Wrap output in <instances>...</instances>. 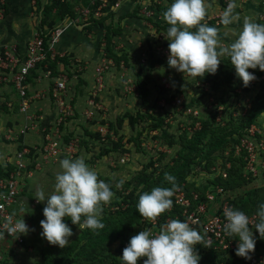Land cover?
I'll use <instances>...</instances> for the list:
<instances>
[{
    "label": "crops",
    "instance_id": "1",
    "mask_svg": "<svg viewBox=\"0 0 264 264\" xmlns=\"http://www.w3.org/2000/svg\"><path fill=\"white\" fill-rule=\"evenodd\" d=\"M151 1L163 10H158L156 5L149 7L144 4L137 5L132 0H120L110 10L112 16L102 21V27L93 22L84 27L65 26L59 39L52 46L56 56L62 55L64 56L62 58H65L64 63L55 60L54 70L55 73L61 70L68 72V99L73 109V116L59 127L60 136L64 140L75 139L76 146L71 159L84 158L86 164L97 172L98 179L106 182L112 179L122 182L129 180L128 171L134 172L135 165L126 162L133 158L138 148L134 143L136 136L142 132L140 124L151 122L143 118L137 120L131 127L127 124V119L123 118L124 114L134 117L136 113H144V103L147 107L153 106V110L147 111L150 117L160 118L162 123H166L167 119L163 117L167 113L173 114L174 110L170 107V103L165 101L173 94L169 90L171 83L177 82L176 88L180 85L183 87L184 83L188 85L183 94L184 102L197 97V92L201 91L195 78L189 76L183 79L184 83H181L178 74L182 73L170 68L158 51L161 47L168 51V41L164 36L169 25L164 21L162 13L173 3V0ZM238 1L243 9L246 8L247 14L259 13L256 8L259 5L256 3L257 0ZM222 2L225 4L223 7L227 9L231 0H222ZM207 3L209 7L205 22L219 29L220 40L227 38V34L233 32V24L223 25L226 29L218 27L219 24L222 25L221 19L225 10L220 6V0H207ZM32 4H34L32 0H0V52L11 47L19 54H23L26 42L38 31ZM142 7L149 12L148 17L140 14ZM131 13L134 16L128 17L127 15ZM106 26L113 30L118 29L119 32L112 35L105 31ZM105 34L109 36L108 46L111 53L125 57L126 64L123 67L113 64L105 55L102 56L101 44H105ZM73 61H77L79 66L73 67ZM106 62L110 65L102 70L101 88L93 98L91 94L97 85L95 81L97 69ZM137 77L144 83L145 95L142 98L139 97L135 84ZM162 80L166 81L167 88L163 86ZM48 83L49 80L42 76L40 71L30 75L27 81V95L31 97L28 113L39 118V129L29 131L20 137L14 135L15 139L9 141L3 138L6 130L16 132L23 124V118L16 112L17 100L14 92L9 86H0V108L3 109H0V168L6 166L7 160L12 157L18 146L40 145L42 143L40 129L54 125L56 110L50 99L33 97L36 93H45ZM91 99L100 105L101 110L93 111L91 117L85 119L82 114L89 108L87 102ZM8 101L12 102V107L9 109L5 105ZM175 112L178 113L179 110L175 109ZM155 113L160 115L157 116ZM174 116L177 117L175 114ZM117 118L122 119L119 126L115 123ZM158 131L159 129L150 127L149 133L156 134ZM149 141L154 143L152 139ZM113 143L117 144V148L111 150ZM137 153L145 154L147 158L150 152L140 148ZM115 156L117 162L113 161ZM62 159L64 158L58 157L55 161L43 164L37 170L28 168L31 175L24 178L20 185V216L32 231L38 229L39 224L35 222H40L44 218L43 208L46 204L45 201L33 206L36 193L41 188L48 192L53 190L55 174L59 171L58 162ZM127 167L130 169L126 170ZM132 229L136 230L135 227Z\"/></svg>",
    "mask_w": 264,
    "mask_h": 264
},
{
    "label": "clouds",
    "instance_id": "2",
    "mask_svg": "<svg viewBox=\"0 0 264 264\" xmlns=\"http://www.w3.org/2000/svg\"><path fill=\"white\" fill-rule=\"evenodd\" d=\"M208 7L207 0H173L162 13L169 25L164 36L168 41V66L192 78H203L206 74L214 75L222 58L228 57L236 76L247 87L256 80L249 69L258 68L264 72V24L245 17L236 39L223 44L219 29L205 22ZM236 7L233 0L224 10L222 25L239 22L240 16L234 11ZM58 163L53 190L39 189L36 201H46L44 219L40 221L42 238L50 245L64 248L69 245V237L74 235L65 220L70 219L81 229H103V206L111 202L114 193L108 183L98 179L97 172L84 158H64ZM164 179L170 187H154L139 194L136 210L145 220L155 221L173 206L172 197L178 184L171 174L166 173ZM14 215L7 217L4 226L7 233L27 235L30 229L23 217L14 221ZM256 216L258 219L253 222L239 209L227 207L224 210L227 221L224 230L238 241L235 255L246 260L251 259L255 250L254 232L264 237V204L258 206ZM0 238H4L3 234ZM203 243L204 236L189 223L172 219L155 233L145 228L132 236L120 259L124 264H138L141 259L143 264H199L200 256L195 246Z\"/></svg>",
    "mask_w": 264,
    "mask_h": 264
},
{
    "label": "built area",
    "instance_id": "3",
    "mask_svg": "<svg viewBox=\"0 0 264 264\" xmlns=\"http://www.w3.org/2000/svg\"><path fill=\"white\" fill-rule=\"evenodd\" d=\"M110 1L111 0H89V8L79 9L74 12L72 17L66 16L62 24L50 30L42 27L40 31H37V33L26 42L22 55L11 47L5 48L0 52V86H9L14 92L17 100L15 104L16 112L23 118V124L17 131L13 133L8 129L3 138L8 141L14 140V135L20 137L29 131L39 129V118L34 114L28 113L31 97L27 95V81L32 73L40 71L42 76L49 80L45 93H36L33 97L35 99L42 97L49 98L56 110L54 125L40 129L42 133V143L38 146L31 147L18 146L12 157L6 162L9 169L4 170L0 175V234H3L4 237L0 238V264L4 260L3 253L9 247H20L24 241L23 235L18 236L19 233L8 234L4 226L9 215L15 214L14 221L21 219L19 211L21 208V193L19 188L23 179L31 175V171L28 170V168L37 170L43 164L55 161L58 157L71 159L76 146L75 139L64 140L59 133V127L73 116V109L70 104V99H68V72L61 70L55 75H52L48 68V62L55 61L56 57H64L62 55L56 56L52 51V46L59 39L62 29L65 26L80 25L84 27L92 23L90 22L91 19L96 20L105 17L107 12L105 9L108 8L111 10L113 7L110 6ZM118 1L120 0H116V3ZM132 1L137 5L144 4L149 5V7L152 5L151 0ZM140 14L143 17L149 16V12L146 11L145 7L140 9ZM101 49L103 50V46ZM158 51L165 63H167L169 56L168 51L163 50V47L159 48ZM72 64L73 67L79 66L77 61H73ZM109 65L110 63L108 62L102 63L97 69L95 80L97 85L91 97L94 98L100 91V74L102 70L106 69ZM119 65L123 67L122 62H120ZM259 80L260 79L256 78L250 85L257 88ZM162 84L164 87H168L165 80H162ZM209 101L211 102L210 106H215L211 112L213 122L219 127H222L226 120V108L224 105L216 104L212 99H209ZM87 104L89 108L82 114L85 119H89L93 111L96 112L101 110L100 105L92 99L88 100ZM182 104L183 101L181 97L175 98L172 103L179 112L190 114L192 118L197 119L198 111L195 108L183 109ZM5 105L9 109L12 107V102L8 101ZM239 114L242 115V113ZM233 115L234 114L231 116L233 117ZM198 127L199 123L194 122L192 128L198 129ZM98 131L101 133L100 130ZM233 160H240L242 177L246 180V183L256 181V179H264V123L255 122L246 127L236 143L228 145L223 149L221 157L216 158L213 166L209 168V172L206 173L202 171L203 180L205 181L199 185L205 186L206 188L201 200H199L197 193L190 192L187 197L184 191L178 188L172 197L174 207L168 210L166 214L173 212V210H175V212L172 213L171 216L166 215L163 219L164 223L172 219H179L182 222L189 223L190 227L195 228L204 236L202 248L224 258H229L231 256V252L236 249L238 243L234 236L227 235L224 230V225L227 222L224 217V210L227 207H232L229 201L233 196L220 186L211 185L209 183L217 177L222 180L226 179L227 170L231 163H233ZM193 173L194 171L191 170L185 179L186 183L196 184L194 179H192ZM35 204H37V201H33V206ZM248 216L253 222H256L258 219L254 214ZM159 219L158 217L155 221H148L142 218L139 224L133 227L141 230V227L144 225H150V229L155 233L158 231L156 224ZM245 261V264H264V251L251 254V259H245ZM138 264H143V259L139 260Z\"/></svg>",
    "mask_w": 264,
    "mask_h": 264
},
{
    "label": "rangeland",
    "instance_id": "4",
    "mask_svg": "<svg viewBox=\"0 0 264 264\" xmlns=\"http://www.w3.org/2000/svg\"><path fill=\"white\" fill-rule=\"evenodd\" d=\"M32 1L34 2V4H32V6L34 5V9L32 10V12L34 13L33 17H35V21L37 23L36 26H38L41 21H43V24H44L42 26H47L48 28H51V29L62 24L64 18L66 17L68 10L64 9L61 6V4H64L66 0H32ZM67 1L71 3L69 5L70 6L69 9L71 12H73V15H74V12L78 11L81 8L90 7L88 5L89 0H67ZM231 2H233V0H231ZM234 2L236 5L238 4L234 11L235 13L239 14L240 20L239 22L233 24V32H231V34H227V38L221 39L223 44H228L236 39L237 33L241 29L243 20L245 17L252 18L256 23L264 24V0L256 1V3L259 4L256 7L259 10V13L257 15H254V13L247 14L246 8L243 9V7L239 5L240 1L234 0ZM152 5H156V4L152 3ZM224 5L225 4L222 2V0H220V6L224 8L223 7ZM157 7L158 6L156 5V8ZM158 10L161 11L162 8L158 7ZM243 11H244V15H243ZM100 19H102V17L96 20L91 19L90 22L95 23L99 21ZM217 19L219 18H216V20ZM48 23H51V25L48 26ZM211 23H213V21H211ZM218 27H222L226 29V27H224L223 25L220 26V24ZM224 35L226 34L224 33ZM101 46L104 47V43H102ZM101 54L102 56L105 55L104 50L102 49H101ZM232 70H233V67L229 62V58L223 57L222 62L219 65L218 70L216 72V75L211 78V83H218L217 88L215 90H211L210 88L211 84L198 85V88H201V91L202 93H204L205 97L200 99L198 101L199 106L195 107V109L198 111L197 119L208 117L211 115V112L215 108V106H210L211 102L209 101V99H212L216 104L225 105L224 107L226 108V115H229V114L236 115L237 113H242V114L244 113L245 109L247 108L246 106H248L250 99L256 93L257 88L249 84L247 86L248 87L247 90H245L243 88L245 86H243L241 80L236 76V73L233 75ZM249 71H251V69H249ZM229 73H232V76H230L229 81L218 82L219 80L226 77V75ZM178 76H179V79L182 80L181 83L182 82L184 83V80H183L184 78L189 77L187 75H184L183 73L178 74ZM175 84H177V82H174L173 84L171 83L169 87V90L173 92L170 101L174 102L175 98L181 97L182 101L184 102L185 99L183 97V94L185 92L186 87H188V85L184 83L183 87L182 85H180L176 88ZM193 85H194L193 87H195V84ZM191 99H194V98H191ZM170 107L172 108V110L174 109L173 114L167 113V115L163 117L164 119H167V122L163 123V127L156 134L149 133L150 127L152 126V122H147V123L142 122L140 124L141 129H142V132H141L142 134L139 133L136 136L135 138L136 143H134V146H137L138 148L136 149V153L133 156V158L131 157L126 162L129 164L135 165L134 172L128 171L130 175L129 180L134 175H136V173H138L140 169L148 163V161H153L156 171L159 170L161 163L162 164L169 163L170 159L174 157V152L179 148V138H178L179 135L182 132L190 133L193 130H195L194 128H192L193 124L192 126H190V122L193 119L190 114L183 113V112H178V113L175 112L176 107L173 106L172 104H170ZM174 114L177 115V117H175ZM155 115L158 116L160 115V113H155ZM146 117H149L148 114H146ZM257 122L264 123L263 116L257 118ZM151 139L152 141L154 140V143H150L149 140ZM129 141H130V138H129ZM168 143H172V146L167 147ZM140 148L144 149L145 151L150 152L147 158L145 154L141 155L137 153L140 151ZM160 154L164 156L159 157ZM219 156L221 155L219 154ZM113 161L115 162L118 161L117 156H115ZM128 169L130 168L127 167L126 170ZM193 171L194 173L192 174V179H194L196 183L195 184L196 187H199L200 186L199 184H202L205 181L203 180L204 179L203 172L200 171L199 168H194ZM258 180L260 179H256V181H252L249 183H244L240 186H235L230 189L231 196H233L232 198L234 197L238 198L235 201L236 209H239L243 212L257 213L258 206L260 204H264V188H263L264 179L260 181ZM106 183H108L111 186V190L113 191L114 196L111 202L104 206H106V208L109 207L108 209L112 211L114 210L113 203L119 200L118 198L119 193H121L122 191L124 192L128 188L124 189V186H125L124 183L119 180L112 179L111 181H107ZM254 188H257V189H254ZM191 192H194V191H191ZM164 218L160 217V219L157 221V224H156L157 230H159L160 226L164 224V221H163ZM35 223H38L40 225L39 221H36ZM39 225H38V229L34 231L30 230L29 233L25 236L26 238L23 236L25 240L23 241V244L20 247L18 246L9 247L3 253L4 260L1 264H45L44 257L49 260L48 262L49 264H65V263L108 264V262L110 261L109 258L112 255H116L117 258L122 256L123 249L126 247V246L124 247L125 243L129 242L130 238L136 235V234H132V232L124 233L121 236V238L123 239L122 241H120V239H116L112 241V243H109V244L108 243L98 244L97 246L91 247L87 252L83 253L82 255H79L76 258L73 254H70L69 257H67V252L65 251V247L60 248L58 246H55V248L50 249L48 252L43 251V249H45L44 248L45 239H43L41 236L42 229L40 228ZM145 228H150V225H144L143 227H141V231L144 230ZM82 230L83 229H81L78 226L76 228H73L72 231L74 235L69 237V243L75 240V238L81 234ZM132 231L136 232L137 234L139 233L138 229L136 230L133 229ZM254 237L256 238V245H255L254 252L264 250V237L260 238L259 234L255 232H254ZM42 252L44 254L43 256L41 255ZM196 252L198 253V255H200L199 264H215V261H214L215 257H210L209 252L204 250L202 246H197ZM234 255L233 254L231 255V259L233 260L231 264H240L236 262V260L241 261L243 258L238 257L236 255L234 256ZM218 258H221V256H218ZM65 260L68 262H65ZM217 264H222V262L217 263Z\"/></svg>",
    "mask_w": 264,
    "mask_h": 264
},
{
    "label": "trees",
    "instance_id": "5",
    "mask_svg": "<svg viewBox=\"0 0 264 264\" xmlns=\"http://www.w3.org/2000/svg\"><path fill=\"white\" fill-rule=\"evenodd\" d=\"M116 3V0L110 1V6H114ZM69 3L67 0L64 4H61V6L64 9H67L68 12L66 16L72 17L73 12L69 9ZM163 10V9H162ZM161 10V11H162ZM106 16L102 17L99 21L95 22L99 25V27H102V21L108 17L112 16L111 11L106 8L105 9ZM128 17L134 16L133 13L127 15ZM61 18V16H60ZM51 22V21H50ZM43 21L40 22V24L37 26V30L40 31L42 27H45L47 30H50L51 28H48L47 26H42ZM51 23H48V26H50ZM53 29V28H52ZM106 32H110L112 35L117 34L119 32L118 29H110L109 26L105 27ZM45 41V39H44ZM109 36L105 34V44L103 47L105 56L107 58H110L113 64L118 65L120 62H122L123 66L126 64V60L124 56H116L115 54L111 53L109 44ZM65 58H55V60L65 62ZM54 63L48 62V68L51 70V73L55 75L54 70ZM252 73L256 76L257 79H260L258 81V87L256 90V93L254 96L250 99L247 108L245 109L244 113L242 115H239V113L233 117L231 114L226 115L225 123L222 127H219L213 122V116L210 115L208 117L199 118V119H192L190 122V126L194 122L199 123L198 129L193 130L190 133L182 132L179 135V148L174 152V157L170 159L169 163H161L159 170L156 171L154 167L153 161H148V163L143 166L136 175H134L130 180L123 182L124 183V189L128 188L124 192L122 191L119 193L118 198L119 200L115 201L113 203L114 210H109L106 208V206H103V213L101 222L105 225L103 229L100 230H90L87 228H84L81 232V234L75 238L71 243H69L68 246L65 247V251L67 252V257H69L70 254H73L76 258L79 255H82L83 253L87 252L91 247L97 246L98 244H105V243H112V241L116 239H120L122 241L123 239L121 236L124 233H130L137 234L136 232H133L132 227L137 226L139 224V221L142 219L140 217L139 213H137L136 210V204L139 199V194L145 191H150L154 187H170L171 185L168 184L167 181H165L164 177L165 174H171L176 178V182L178 184V188H181L186 196H189V193L191 191H194L198 194L199 200L203 198V192L205 190V186L200 185L199 187H196L193 183H186L185 179L189 175L190 171L194 168H199L200 171L209 172V168L213 166L215 162V158L221 155L223 149L227 147L228 145H232L238 141V138L241 137L243 130L248 127L251 124H254L257 122V118L263 116L264 118V72H261L258 68L257 69H251ZM233 75L235 74V69L232 70ZM212 74H206L203 78H195V81L198 85H204V84H211L210 88L211 90H215L217 88L218 83H211V78L215 76ZM230 76H232V73H229L224 77L223 79L219 80L218 82L222 81H229ZM139 97H144L145 95V88L144 83L141 79L137 77L135 81ZM245 90H247L248 87H243ZM212 92V91H211ZM172 96V95H171ZM171 96L167 98L165 101L167 103L172 104L173 101L171 100ZM204 96V93L200 91L198 93V96L194 99H191L188 102H183L182 108H195L198 105V101ZM195 100V101H194ZM197 103V104H195ZM174 106V105H173ZM225 106V105H224ZM143 110L144 113H136L135 116H131L129 114H124L123 118L127 119V124L132 127V125L137 121L141 120L143 118L149 119L152 122V129H161L162 119L160 118H153V117H146L148 110H153V106H145L143 103ZM150 108V109H148ZM122 122L121 118H117L115 120V123L117 126H119ZM172 143H168L167 147H171ZM117 148V144L113 143L111 146V150H114ZM121 152H124L121 150ZM164 155H159V157H162ZM221 157V156H219ZM198 166V167H197ZM8 165L0 168V175L3 173L4 170H8ZM246 183V180L242 177V171H241V163L240 160H233V163H231L230 167L227 170L226 179L222 180L219 177L214 178L212 182L209 184L211 185H218L225 191L231 192L230 189L235 186H240L242 184ZM264 188V187H263ZM253 189V188H252ZM257 189V188H254ZM191 190V191H190ZM238 198H232L229 203L232 206V208L235 207V201ZM173 200V198H172ZM174 207V205L172 206ZM176 209V208H175ZM173 212L169 213H163L160 217L164 218L166 215L171 216ZM246 215H252L256 214L253 212H244ZM164 215V216H163ZM159 217V218H160ZM65 223L71 228H76L79 225H73L70 219H66ZM255 230V229H254ZM141 230H138L140 232ZM82 241V242H81ZM81 242V243H80ZM129 242H126L124 247L128 245ZM197 246L202 245H196L195 250ZM45 249L43 251L48 252L50 249L55 248L54 245H50L45 240ZM47 249V250H46ZM236 249L231 252V255L235 254ZM264 250L255 251L252 254H256L259 252H262ZM47 254V253H46ZM210 257H215L214 261L215 264L222 262V264H231L233 260L229 258H218L219 255L215 253H210ZM44 255L43 252L41 254ZM121 255V254H120ZM200 256V255H199ZM235 256V255H234ZM45 259V264H49V260ZM76 260V259H75ZM108 264H124V262L119 258H117L116 255H112L109 258ZM65 262H68L65 260ZM236 262L240 264H245L246 261L243 258L241 261L236 260ZM70 264V263H65Z\"/></svg>",
    "mask_w": 264,
    "mask_h": 264
}]
</instances>
